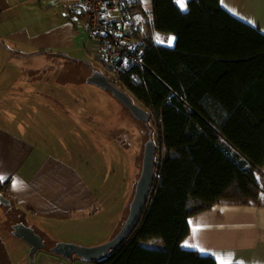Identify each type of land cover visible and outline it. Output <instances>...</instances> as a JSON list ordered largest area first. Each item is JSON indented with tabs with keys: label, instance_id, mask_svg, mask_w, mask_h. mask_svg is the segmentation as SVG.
Listing matches in <instances>:
<instances>
[{
	"label": "trees",
	"instance_id": "1",
	"mask_svg": "<svg viewBox=\"0 0 264 264\" xmlns=\"http://www.w3.org/2000/svg\"><path fill=\"white\" fill-rule=\"evenodd\" d=\"M151 2L146 32H135L142 63L110 79L150 117L155 182L130 239L95 264H218L182 243L196 214L264 206V33L220 0H187L186 11Z\"/></svg>",
	"mask_w": 264,
	"mask_h": 264
},
{
	"label": "crops",
	"instance_id": "2",
	"mask_svg": "<svg viewBox=\"0 0 264 264\" xmlns=\"http://www.w3.org/2000/svg\"><path fill=\"white\" fill-rule=\"evenodd\" d=\"M220 2L234 17L264 33V0ZM82 10L80 5L60 0H0V176L4 177L0 184L8 183L6 194L2 193L11 200L16 214L13 217L12 210L0 206V264H31L30 247L12 234L10 215L16 224L23 219L32 227L49 251L58 243L59 228L83 222L88 214L98 212L94 211L100 203L93 186L95 177L90 185L77 159L88 167L87 173L93 171L86 159L74 153L78 146H73L78 141L74 136L78 123L93 118L77 116L74 104H88V97L83 95L89 92L102 106L106 102L122 105L112 95L86 84L91 74L88 63L97 59ZM128 17L135 24L130 14ZM158 37V44L174 48L175 37L171 46L168 38L173 36ZM61 61L79 68L68 67L67 72L53 76L52 70L60 69ZM74 70V77L66 80L64 75H73ZM82 70L87 75L78 79ZM81 130L89 137L93 133L91 138L96 135L91 127ZM99 130L98 135H103ZM102 138L109 145L110 139L106 135ZM45 147L53 151L45 152ZM72 154L77 162L68 158ZM139 171L138 167L137 175ZM261 173L264 175V167ZM113 223L116 233L124 220ZM188 224L190 234L182 248L210 256L218 264L222 259H230L232 264H264L263 205H216L194 215ZM186 243L198 247H185ZM38 263L95 264L77 258L68 261L50 251H43Z\"/></svg>",
	"mask_w": 264,
	"mask_h": 264
},
{
	"label": "rangeland",
	"instance_id": "3",
	"mask_svg": "<svg viewBox=\"0 0 264 264\" xmlns=\"http://www.w3.org/2000/svg\"><path fill=\"white\" fill-rule=\"evenodd\" d=\"M151 8V0H139L138 3H134L132 8H130L132 21L139 28V31H142L141 33L145 31L151 19ZM247 19H250L248 20L250 22H254L251 20V17ZM92 43L95 44V47L98 46L97 40L94 38ZM87 59L89 60V57ZM49 62L50 60L47 61V66ZM89 62L88 65L90 64L96 70H103L102 65L95 59H91ZM74 66L77 65H70L69 63L61 61V68L52 70L51 73L53 76H57L61 72H67L68 67L72 68ZM77 67L79 68V66ZM75 71H73V75H64L65 79L67 80L68 77L73 78ZM77 72H80V70L78 69ZM86 75L87 71L82 70L78 79H82ZM98 91L109 94L105 91ZM79 94L82 97L83 93L81 91H79ZM83 96L88 97L89 103L83 105L82 102L79 103L76 101L74 108L76 109L77 116L82 117L83 115H87L93 118V120L87 118L83 119L84 122L82 124L81 122L78 123L75 131L76 134L74 135L78 137V141L73 144V146H78V148L74 149V153L88 161L89 168L92 169L93 174L91 171L87 173L88 167L81 165L82 163L77 159L79 161L78 165L81 166L80 168L86 174V179L90 181V185L93 180V186L100 197V203H98L99 206L94 208V211L98 209L96 214H88L84 217L83 222H74L68 227L64 228L63 226L59 228L61 231L57 233L56 238L58 239V243L75 244L80 247L90 248L108 243L115 236L113 222L124 220L125 223L129 216L130 201L133 199L134 189L141 172L140 169L139 175H137L138 167L142 168L144 140L147 134H149L150 127L146 123L136 121L123 106L115 107L107 102L102 106L101 101L93 93L88 92ZM72 99L74 100V98ZM115 126L118 127L117 130H114ZM84 127H87V131L91 127L94 134H96L95 137L93 135L94 138H91L93 133L89 137L87 132H83L81 129ZM98 130L103 135H98ZM105 135L110 139V142H108L109 145L103 143L104 139L102 137H105ZM146 140H148V137ZM109 147H112L114 150L107 149ZM44 150L45 152L53 151L49 147H45ZM137 152H140V155L136 161ZM68 158L71 161L77 162L73 154L68 156ZM93 175L95 179H92ZM0 206L2 207L1 204ZM4 208L7 211L11 209V207ZM35 220L36 218L34 217L32 220L33 223ZM22 222H24L23 219ZM43 251L49 252L47 249L39 251L35 256L33 264H37V257Z\"/></svg>",
	"mask_w": 264,
	"mask_h": 264
},
{
	"label": "water",
	"instance_id": "4",
	"mask_svg": "<svg viewBox=\"0 0 264 264\" xmlns=\"http://www.w3.org/2000/svg\"><path fill=\"white\" fill-rule=\"evenodd\" d=\"M91 71L90 76L86 80V84L92 85L102 91L108 92L109 95L126 108L132 117L139 122L149 123L150 117L146 110L136 104L133 99L123 90L119 89L111 79L99 69H95L88 65ZM152 132H150V135ZM157 147L154 139L150 136L144 146L142 168L139 179L137 180L135 193L132 201H130V212L125 223L121 226L108 243L97 247H80L75 244L56 243L50 248V253L59 255L66 260L73 258L81 259L92 263H98L108 258L116 249L129 240L134 231L139 226L143 213L148 206L155 182V164L157 158ZM0 204L4 207H10L12 202L10 199L0 193ZM12 234L26 243L29 249V261L33 264L36 254L39 251L46 250L47 246L43 242V238L30 226L24 223H18L12 227Z\"/></svg>",
	"mask_w": 264,
	"mask_h": 264
},
{
	"label": "built area",
	"instance_id": "5",
	"mask_svg": "<svg viewBox=\"0 0 264 264\" xmlns=\"http://www.w3.org/2000/svg\"><path fill=\"white\" fill-rule=\"evenodd\" d=\"M82 7L87 19L88 32L97 40L94 54L110 78L116 77L131 65L141 64L143 53L135 39L139 31L128 17V9L139 0H60Z\"/></svg>",
	"mask_w": 264,
	"mask_h": 264
},
{
	"label": "snow or ice",
	"instance_id": "6",
	"mask_svg": "<svg viewBox=\"0 0 264 264\" xmlns=\"http://www.w3.org/2000/svg\"><path fill=\"white\" fill-rule=\"evenodd\" d=\"M174 3L179 5V10L180 11H186V3L187 0H174ZM157 42H160V38L157 36L156 37ZM175 40L174 37H169L168 38V43L169 46H171V43ZM4 177L0 176V181H3ZM15 183L13 184V187H15ZM262 198H264V193H262ZM191 223V222H190ZM185 247H193V248H197L198 246L196 245H188L187 243L184 245ZM220 264H232L231 260L229 259L228 261H224L223 259L220 261ZM237 264H242V262H237Z\"/></svg>",
	"mask_w": 264,
	"mask_h": 264
},
{
	"label": "flooded vegetation",
	"instance_id": "7",
	"mask_svg": "<svg viewBox=\"0 0 264 264\" xmlns=\"http://www.w3.org/2000/svg\"><path fill=\"white\" fill-rule=\"evenodd\" d=\"M126 109V108H125ZM126 111L127 112H129L127 109H126ZM130 113V112H129ZM139 122V121H138ZM141 131H142V129H141ZM150 132L151 131H149V134H147V137H148V139H149V137L151 136L152 138H153V132H152V134L150 135ZM147 137L145 138V142H144V146H145V144H146V142L148 141V140H146L147 139ZM154 139V138H153ZM143 152H144V149H143ZM140 152H138V153H136L137 155H136V161H137V158L139 157V154ZM142 160H143V158H142ZM133 162H134V157H133ZM141 168L139 167V170H140ZM10 210H12V209H10ZM11 215H13V217H15L16 216V214H15V212H14V210H12V213H11ZM10 219V222L8 223L11 227H13L14 225H16V222H17V220H15L14 218L12 219L11 217L9 218ZM22 221V220H21ZM24 223V222H23Z\"/></svg>",
	"mask_w": 264,
	"mask_h": 264
},
{
	"label": "clouds",
	"instance_id": "8",
	"mask_svg": "<svg viewBox=\"0 0 264 264\" xmlns=\"http://www.w3.org/2000/svg\"><path fill=\"white\" fill-rule=\"evenodd\" d=\"M103 72V71H102Z\"/></svg>",
	"mask_w": 264,
	"mask_h": 264
}]
</instances>
